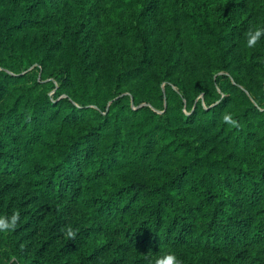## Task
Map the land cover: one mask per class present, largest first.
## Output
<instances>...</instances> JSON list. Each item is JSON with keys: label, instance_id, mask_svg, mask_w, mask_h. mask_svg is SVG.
I'll use <instances>...</instances> for the list:
<instances>
[{"label": "trees", "instance_id": "1", "mask_svg": "<svg viewBox=\"0 0 264 264\" xmlns=\"http://www.w3.org/2000/svg\"><path fill=\"white\" fill-rule=\"evenodd\" d=\"M7 1L0 0L2 44L19 48L23 57L18 60L29 63L34 50L27 49L26 40L42 35L44 80L46 73H53L49 85L54 89L68 91L77 103L94 104L107 115L78 111L71 100L54 103L34 97L30 83L22 89L12 86L32 77L5 74V82L0 75V129L14 136L33 123L38 131L70 132V143L53 147L59 151L51 161L28 151L37 159L36 168L49 164L41 195L69 203L66 213H56L55 207L53 228L67 224L78 229L75 239L57 245L49 237L56 251L41 256L40 247L28 261L29 248L15 242L18 229L13 230L14 264H66L78 248L88 253L77 264H124L132 256L155 262L169 253L182 264H215L210 261L218 255H225L230 264H244L254 254L251 264H264V155L258 157L259 166L249 165L246 157L255 126L264 133V113L227 115L234 123L224 120V149L233 154L218 158L209 146L186 138L185 115L171 109L179 99L196 107L187 120L208 133L227 112L228 102L234 103V84L246 87L244 75L257 78L255 85L264 90V49H249L244 39H237L240 21L247 18V28L264 24V0ZM70 4L84 13L80 23L85 26L113 29L112 23L118 22L126 40L114 32L103 33L105 59L89 50L91 46L85 48L83 30L75 32L68 22ZM68 49L73 52L63 56ZM127 65L136 73H122ZM181 69L185 76L178 75ZM35 79V85L43 87ZM220 90L228 95L223 100ZM124 91L132 94L136 105L166 107L165 116L150 108L133 110L126 98L108 108ZM211 93L221 103L208 111L197 101L201 94L213 98ZM81 112L96 113L103 122L77 126ZM46 146L41 143V148ZM139 164L140 173L129 167ZM42 233L46 236L48 230Z\"/></svg>", "mask_w": 264, "mask_h": 264}, {"label": "rangeland", "instance_id": "2", "mask_svg": "<svg viewBox=\"0 0 264 264\" xmlns=\"http://www.w3.org/2000/svg\"><path fill=\"white\" fill-rule=\"evenodd\" d=\"M10 1L11 0H8L7 2ZM17 1L24 3V0ZM71 6L73 11L68 10L67 12L68 22L70 25H72L71 29H75V32L78 31L77 29H79V31L83 30L82 34L80 35L82 44L85 48L91 46L89 50L96 52L101 56V58L105 59L104 54L107 48L106 46H103L107 40V37H101L103 33L114 32V34L120 35V39L126 40V38L123 36V32L121 31L122 29L118 28V22L114 21L112 23L114 27L113 29H107L104 26L96 28L94 25L85 26V22L80 23L84 17L82 14L84 13L81 11V9H79L78 12L74 5ZM258 15L259 13L256 11L254 18L258 17ZM112 17L114 20L116 19V15ZM233 24H235V22H233L232 25ZM248 24L249 22L247 18L246 21H240L237 24L239 27L237 30V39H244L246 31L249 29V27L247 28ZM232 25L228 27L229 30L233 29ZM261 26H264V24ZM40 36L41 38L38 37V39H32L31 41L26 40V45L28 47L27 49L32 48L34 50V54L30 55L34 56V58H31L29 63L18 60L19 57H23L21 56L19 48L15 50L14 46H9L7 44L3 45L0 41V75H4V81H8L6 75L14 78L24 76L26 79L27 77H32L33 79L31 80H25L19 83L12 82V86H14V88L17 87V89H22L21 87L27 86L28 83H30L34 86L33 90L36 91L34 97H47V99H50L54 103H57L61 100H71V103H73V106H75L78 111H86V109H91L100 112L103 117H106V113L103 112L98 106L90 104L84 107L71 98L72 95L68 91L58 92L56 88L54 89L52 85H49L50 81H54L53 73H46V79L44 80V65H42L40 62L44 57L46 49L43 48L44 42L42 35ZM16 37H19V35H16ZM258 46L264 49V39L258 43ZM70 52L73 51L71 49L66 50L63 56L68 57ZM24 59L27 60L26 58ZM258 60H261V58H258ZM105 61L106 63L109 62L108 60ZM230 66L231 69L235 70L233 63H231ZM54 69L56 68H52L51 70ZM129 72L132 74L136 73L134 68H130L127 65V67L122 70V73ZM186 74V70L181 69L178 75L185 76ZM34 78H37V83H40L43 87H37L35 85L36 79L35 82H33ZM243 81L246 87L241 84H234L236 88L232 91V93H230V97L234 99V103L231 105V101L228 102V106L226 107L227 112L223 115H220L218 124L213 126V128H211L208 133L203 131L202 126L197 128L195 125H192V122L190 123L187 120L190 115L196 112V107H193L185 100H183V102L181 100L180 102L179 99L172 102L171 109H174V112L177 114L182 113L185 115V123H183L182 128L184 129V133H186V138L190 141H194L197 145L204 144L209 146L213 150L214 155H217L216 157L218 158H227L233 154L231 151L224 149V144L226 143L223 140L225 137V116L230 114L231 117H234L237 114L245 113L246 110H250L255 114H259L261 112L262 114L264 113V90H261L257 85H255L258 83L257 78H254L252 75L250 77L246 74L243 77ZM232 82H235V78ZM55 84L57 85V83ZM162 87L166 88V83H164ZM175 90L177 92L179 91L177 88ZM10 94L11 93H8L4 96L6 97ZM211 94L213 98L207 99L204 94H201L197 101H200L202 107L208 111L218 107L221 103V100L228 96L221 90L219 92L221 100H218V95L215 96V94ZM119 98H126L131 103L133 110H138L140 108H150L155 114L161 117L165 116L167 109L166 107H153L147 103L136 105L133 101L132 94H130L128 91H124L123 94L111 100L109 102L108 108H110L113 102ZM247 101L248 104L245 105ZM25 104L28 105L29 102L25 101ZM78 115L80 120L77 126H81L84 123L89 125L90 123L97 124L100 121L103 122L101 116H98L96 113L86 114V112H81L78 113ZM257 118L258 115L253 117V120H257ZM194 120H197V117H195ZM251 124H254V122H251ZM32 125L33 123L26 127L23 132H18L14 136L7 134L6 128L0 129V215H11L13 212L19 213L20 220L16 227V229H18V233L13 237L16 243L21 242L23 245H26L29 248L28 257H26L25 261H28V258L31 259L34 257V255H36L41 249L42 250L39 255H51V253L55 252L57 249V247H54L52 244L56 243L55 245H57L59 241L66 239L64 229L67 227V224H63L58 229L53 228V221L54 223L56 222L53 218V215H55V207H59L56 213H63L64 210L66 213V208L69 205L66 200L60 199L56 196L53 198H45L41 195L40 187H43L45 183H48L47 169H49V164L45 162L43 163L44 168L43 166L42 168H36L35 161L37 159L33 156L32 152L35 151V153H40L43 159L45 158L48 161H51L59 151L58 149L55 152L53 147L60 146L61 148L70 143V132H58L57 129H54L56 132L53 134L43 130L38 131ZM255 127V139L246 157L248 158L247 161L249 165L259 166L258 157L260 159L264 155V133L261 131L262 128L257 130V126ZM70 131H73V128ZM41 143H44L47 146L41 148ZM28 149H31L32 152H29ZM260 150H262L261 153H258ZM18 151H21L22 153L20 156L17 155ZM237 160L238 158L234 157L232 165H236ZM129 167L135 169L138 173H140L143 169V166H140V164L137 166L130 165ZM148 168L149 166H146V169ZM31 169H38V171L32 172ZM46 229L48 230V235L44 236L42 231H45ZM12 234V231L0 232V264H14L17 261V257L10 253L12 246V239L10 238ZM49 237H52V244L50 243ZM40 247L42 248L40 249ZM76 251L77 254L74 258L66 259V264H77L80 262V259L84 257V254L86 255L88 253L87 251H83L80 248H78ZM254 255L251 256L249 261H246L244 264H251L254 259ZM224 256L225 255H218L217 257L212 256L210 262H214L216 264V259H219L221 264H230V260ZM138 259L139 258H133L132 256L131 258H128L124 264H155V262L152 260L139 262Z\"/></svg>", "mask_w": 264, "mask_h": 264}, {"label": "clouds", "instance_id": "3", "mask_svg": "<svg viewBox=\"0 0 264 264\" xmlns=\"http://www.w3.org/2000/svg\"><path fill=\"white\" fill-rule=\"evenodd\" d=\"M245 46L252 49L264 39V26H253L250 27L244 36ZM227 123H234L229 116L224 117ZM20 215L18 212H13L11 215H0V232L13 231L16 229ZM65 236L67 239H75L78 229H74L71 226H67L64 229ZM155 264H182L181 259L174 254H166L158 257L155 260Z\"/></svg>", "mask_w": 264, "mask_h": 264}]
</instances>
